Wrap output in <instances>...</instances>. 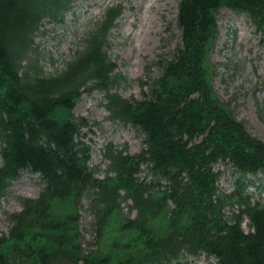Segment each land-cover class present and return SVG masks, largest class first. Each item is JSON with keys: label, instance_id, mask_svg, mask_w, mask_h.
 <instances>
[{"label": "trees", "instance_id": "trees-1", "mask_svg": "<svg viewBox=\"0 0 264 264\" xmlns=\"http://www.w3.org/2000/svg\"><path fill=\"white\" fill-rule=\"evenodd\" d=\"M72 2L0 0V199L26 170L43 183L9 215L0 264H180L201 251L218 264H264V203L247 193L248 175L264 173V141L216 95L207 59L219 10L244 13L264 36V0H178L180 43L154 62L158 75L138 99L113 91L120 77L105 50L120 5L105 10L59 72L43 73L35 35L45 19L61 21ZM93 89L105 92L109 117L142 139L135 154L108 143L103 178L88 164L82 130L89 121L73 115ZM219 163L232 170L229 193L217 188ZM142 165L149 182L137 176ZM82 198L102 241L88 251L78 227ZM127 199L133 218L122 214Z\"/></svg>", "mask_w": 264, "mask_h": 264}, {"label": "rangeland", "instance_id": "rangeland-1", "mask_svg": "<svg viewBox=\"0 0 264 264\" xmlns=\"http://www.w3.org/2000/svg\"><path fill=\"white\" fill-rule=\"evenodd\" d=\"M73 0L59 22L45 19L35 35L38 64L43 73L59 72L65 63L80 48L86 33L100 20L105 9L120 5L121 14L110 29L105 47L110 59L115 62V73L120 77L113 91L127 99H138L146 88V81L156 77L159 71L155 61L172 55L180 43V30L176 26L178 0ZM149 4V5H148ZM145 19V20H144ZM144 23L149 24L143 30ZM217 37L208 52L210 82L216 95L229 107L234 116L242 121L246 129L264 141V36L261 35L245 14L229 8L217 13ZM241 28L243 30L242 35ZM138 81L140 82H137ZM105 93L100 89L84 92L76 102L73 115L83 116L89 126L82 130V139L89 149L90 167H96L95 177L103 178L107 167L104 157L108 143L125 152L135 154L142 147L141 136L131 126L109 117L105 107ZM1 162V159H0ZM214 169L221 171L217 180L219 191L229 193L233 189L230 167L222 163ZM147 167L141 166L137 176L148 181ZM252 180L247 193L253 202L264 203V174ZM43 183L37 173L24 171L13 181L8 192L0 199V236L7 234L11 225L9 215L21 210L22 198L38 196ZM123 194V191H120ZM130 200L121 202L122 214L133 218L135 210H129ZM237 206H227L226 218ZM92 215L87 210V199L82 198L79 209V232L85 251L102 245L96 240ZM241 227L250 230L245 218ZM107 248H105L106 250ZM183 260L184 264H215L213 257Z\"/></svg>", "mask_w": 264, "mask_h": 264}, {"label": "bare ground", "instance_id": "bare-ground-1", "mask_svg": "<svg viewBox=\"0 0 264 264\" xmlns=\"http://www.w3.org/2000/svg\"><path fill=\"white\" fill-rule=\"evenodd\" d=\"M155 1H156V0H148L147 3H150V5H153ZM148 5H149V4H148ZM144 20H145V19H144ZM144 24H145V25H144L143 30L145 31V29H146V31H147L148 28H149L150 26H149V24H147V23H144ZM239 33H240V35L244 34L242 28H241V32H239Z\"/></svg>", "mask_w": 264, "mask_h": 264}]
</instances>
